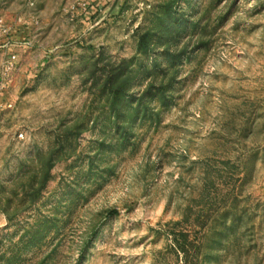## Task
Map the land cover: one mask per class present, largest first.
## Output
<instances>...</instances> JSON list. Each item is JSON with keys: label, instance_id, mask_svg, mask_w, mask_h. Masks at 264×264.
<instances>
[{"label": "rangeland", "instance_id": "obj_1", "mask_svg": "<svg viewBox=\"0 0 264 264\" xmlns=\"http://www.w3.org/2000/svg\"><path fill=\"white\" fill-rule=\"evenodd\" d=\"M112 2L0 0V264H264V0Z\"/></svg>", "mask_w": 264, "mask_h": 264}, {"label": "built area", "instance_id": "obj_2", "mask_svg": "<svg viewBox=\"0 0 264 264\" xmlns=\"http://www.w3.org/2000/svg\"><path fill=\"white\" fill-rule=\"evenodd\" d=\"M15 67H16V56L14 54H12L5 61L4 70H5L6 74H9L10 72H12L13 69H15Z\"/></svg>", "mask_w": 264, "mask_h": 264}, {"label": "water", "instance_id": "obj_3", "mask_svg": "<svg viewBox=\"0 0 264 264\" xmlns=\"http://www.w3.org/2000/svg\"><path fill=\"white\" fill-rule=\"evenodd\" d=\"M120 0H113L112 5H111V10H113L118 4Z\"/></svg>", "mask_w": 264, "mask_h": 264}]
</instances>
